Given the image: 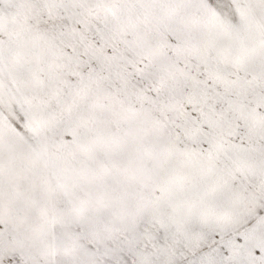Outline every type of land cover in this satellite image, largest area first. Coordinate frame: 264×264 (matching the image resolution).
I'll use <instances>...</instances> for the list:
<instances>
[{
    "label": "snow or ice",
    "instance_id": "1",
    "mask_svg": "<svg viewBox=\"0 0 264 264\" xmlns=\"http://www.w3.org/2000/svg\"><path fill=\"white\" fill-rule=\"evenodd\" d=\"M0 264H264V0H0Z\"/></svg>",
    "mask_w": 264,
    "mask_h": 264
}]
</instances>
